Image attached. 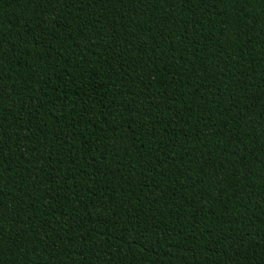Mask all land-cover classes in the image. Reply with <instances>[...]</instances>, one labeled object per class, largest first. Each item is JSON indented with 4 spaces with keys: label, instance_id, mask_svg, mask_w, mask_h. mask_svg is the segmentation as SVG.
I'll return each instance as SVG.
<instances>
[{
    "label": "trees",
    "instance_id": "obj_1",
    "mask_svg": "<svg viewBox=\"0 0 264 264\" xmlns=\"http://www.w3.org/2000/svg\"><path fill=\"white\" fill-rule=\"evenodd\" d=\"M0 264H264V0H0Z\"/></svg>",
    "mask_w": 264,
    "mask_h": 264
}]
</instances>
